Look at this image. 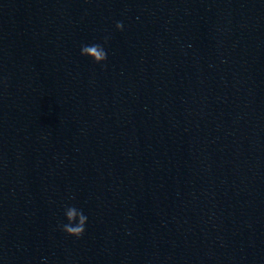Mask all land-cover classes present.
Segmentation results:
<instances>
[{"label": "water", "instance_id": "water-1", "mask_svg": "<svg viewBox=\"0 0 264 264\" xmlns=\"http://www.w3.org/2000/svg\"><path fill=\"white\" fill-rule=\"evenodd\" d=\"M0 264H264V0H0Z\"/></svg>", "mask_w": 264, "mask_h": 264}, {"label": "clouds", "instance_id": "clouds-1", "mask_svg": "<svg viewBox=\"0 0 264 264\" xmlns=\"http://www.w3.org/2000/svg\"><path fill=\"white\" fill-rule=\"evenodd\" d=\"M116 28H117V31H123V25L121 23H117ZM85 54L87 55V52H85ZM92 59L96 63H106V57L104 55H101L97 59V54L95 52L92 53ZM86 224H87V218L84 217L81 219V226L79 228L75 229V231H66L65 234L69 237L78 239L84 235Z\"/></svg>", "mask_w": 264, "mask_h": 264}]
</instances>
